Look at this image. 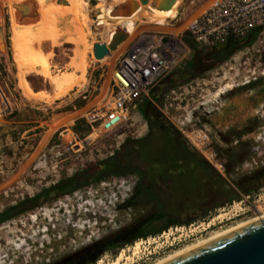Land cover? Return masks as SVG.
Instances as JSON below:
<instances>
[{
    "label": "rangeland",
    "instance_id": "obj_1",
    "mask_svg": "<svg viewBox=\"0 0 264 264\" xmlns=\"http://www.w3.org/2000/svg\"><path fill=\"white\" fill-rule=\"evenodd\" d=\"M19 1L35 9L36 0ZM135 1L137 7L123 13L121 4L113 0H81L79 14L84 24L85 42L76 46L67 39L77 37L71 22L73 13L68 11L69 0H44V7L59 5L50 22L57 33L55 43L43 39L40 18L22 16L16 0H0V102L4 101L7 106L6 111L0 113V211L106 158L120 148L127 137L146 135L149 127L139 103L151 98L155 102L153 108L177 130L181 120H200L198 125L208 130L211 146L224 166L220 173L206 161L210 169L203 174L216 182L218 172L230 185L229 195L232 196L226 201V194L206 193L204 187H199L188 193L175 191L164 199L170 209L169 216L188 222L168 224L141 239L136 238L143 241L137 255L133 256L127 249L135 240L121 246L133 258L121 259L119 264H153L188 243L264 212V174L260 171L264 168V23L252 43L235 50L214 67L201 70V65L198 66L200 70L192 77L175 83L170 79L161 80L148 96H143L130 108L129 118L122 127L89 140L93 137L89 135L91 126L82 113L105 94L106 71L113 67L137 24L144 29L172 31L210 0H181L175 10L178 20L167 24L169 16L159 12L153 0ZM20 15L22 20H19ZM115 16L127 18L129 31L125 30L126 36L116 48L97 59L93 54L94 44H108L123 31L110 20ZM18 22L22 29H18ZM33 42H37L36 51L39 49L41 53L24 60L20 48ZM214 46L201 49L206 52ZM82 56L85 65L80 62ZM78 62L82 65L80 69L75 66ZM48 68L52 76L67 74L71 75L70 79L52 82L47 77ZM175 70L171 77L176 76ZM29 89L43 91L32 93ZM20 96L25 99L19 100ZM85 139L88 140L86 145L83 144ZM189 148L195 152L197 160L204 159L198 150ZM190 172L186 182L196 180L195 173ZM104 174L86 185L53 194L41 204L0 221V264L58 261L72 250L154 210L149 199L135 205L127 203L140 178L137 172ZM247 181H251L249 185ZM258 184L261 189L255 190ZM260 198L262 200L257 202ZM249 202L260 206V212H252L254 207ZM219 214H225L222 221L217 219ZM213 218L215 224L204 229ZM163 221L161 218L155 225ZM175 227L183 229L176 231ZM148 236L156 241L148 244L145 239ZM120 249L114 256L107 252L90 264H95L99 258L102 264H111ZM156 250L160 253L152 255ZM150 256L153 257L146 258Z\"/></svg>",
    "mask_w": 264,
    "mask_h": 264
},
{
    "label": "built area",
    "instance_id": "obj_2",
    "mask_svg": "<svg viewBox=\"0 0 264 264\" xmlns=\"http://www.w3.org/2000/svg\"><path fill=\"white\" fill-rule=\"evenodd\" d=\"M175 16L176 13L167 17L165 23L176 22L178 17ZM263 23L264 0H210L172 31L144 29L138 24L113 67L106 71L108 86L105 94L82 113L91 126L89 135L93 137L89 140L122 127L137 100L148 96L164 77L186 64L193 45L203 48L218 45L228 37L241 38ZM6 108L5 102L1 101L0 113ZM189 121L181 120L178 130L191 148L198 150L222 173L224 166L211 146L208 130L198 125L199 119Z\"/></svg>",
    "mask_w": 264,
    "mask_h": 264
},
{
    "label": "trees",
    "instance_id": "obj_3",
    "mask_svg": "<svg viewBox=\"0 0 264 264\" xmlns=\"http://www.w3.org/2000/svg\"><path fill=\"white\" fill-rule=\"evenodd\" d=\"M15 4L18 7H23L22 2L18 3V0ZM259 29L260 25H257L241 38L228 37L224 42L215 45L214 48L206 52L193 45V54L186 62L185 67L177 68L176 76L171 77V73L163 79H170L172 82L182 81L196 74L200 70L197 69L200 65L201 70L218 65L235 50L252 43ZM139 104V110L149 127L146 135L139 138L127 137L121 143L120 148L106 158L89 164L77 173L8 206L0 211V221L41 204L53 194L86 185L105 175L104 172H111L115 175L129 172L139 174L140 178L135 185L133 194L127 199V203L135 205L145 199L151 200L154 210L149 212L145 219L150 221L151 227L157 226V230L168 225L166 221L161 225H155L157 220L161 218L170 220L173 217L168 215L170 209L165 206L164 199L169 198L175 191L188 193L191 190L204 187L206 193L212 191L216 194H226V201L231 200L230 185L227 181L218 172L215 176L216 182L210 180L208 175L203 174V171L210 169V165L203 158L200 161L195 158V152L190 150L180 132L153 108L152 101L144 100ZM198 170L201 173L197 172ZM190 171L195 173L196 180L190 179V182H186L185 178L191 175ZM212 206L215 207L216 204ZM210 208H207L205 212Z\"/></svg>",
    "mask_w": 264,
    "mask_h": 264
},
{
    "label": "water",
    "instance_id": "obj_4",
    "mask_svg": "<svg viewBox=\"0 0 264 264\" xmlns=\"http://www.w3.org/2000/svg\"><path fill=\"white\" fill-rule=\"evenodd\" d=\"M129 1L128 4H121L123 13L138 5L135 0ZM173 1L153 0V4L158 8H168ZM22 19L20 15L19 20ZM123 38L124 34L119 32L108 44L96 42L93 46L94 57L103 58ZM87 143V139L83 140L84 145ZM158 264H264V215L193 245Z\"/></svg>",
    "mask_w": 264,
    "mask_h": 264
},
{
    "label": "bare ground",
    "instance_id": "obj_5",
    "mask_svg": "<svg viewBox=\"0 0 264 264\" xmlns=\"http://www.w3.org/2000/svg\"><path fill=\"white\" fill-rule=\"evenodd\" d=\"M81 0H69V2H70V5H69V8H68V11H70L71 13H73V15H72V18H71V22H72V24L74 25V30H75V32L77 33V37H73V38H71V37H67V39H70L71 41H74L75 43H76V46L79 44V43H81V42H85V32H84V24H83V21H81L82 20V16L79 14V12H80V9H81V2H80ZM128 1L129 0H113V2L114 3H117V4H128ZM181 0H174L173 2H172V4H171V6L170 7H168V8H159V12H161V13H163L164 12V14H166V15H168L169 17H172L173 15H174V13H175V10H176V6L179 4V2H180ZM20 1L18 0V3H19ZM145 3H148V1L147 2H145ZM53 4V3H52ZM150 6H152V4L150 3L149 4ZM59 5H53V6H50V7H44V0H36V2H35V9L34 8H30V7H28V6H21L20 7V9H19V13L22 15V16H26V15H35V17H33V18H35V19H37V18H40V27H41V30H42V34H43V39H50L53 43H55L56 42V40H55V38H56V35H57V33H55L54 32V30L52 29V26H51V23L50 22H52L51 20L54 18V12L57 10V7H58ZM66 6V5H65ZM66 11V10H65ZM39 12V13H38ZM38 14H40V15H38ZM81 19V20H80ZM110 20L114 23H116V26H118V28L120 29V30H123L122 32L121 31H119V32H121V33H123L124 34V37L126 36V32H125V30L128 28V26H129V23H128V20H127V18L124 16V18H122V19H120V16H115L114 18H110ZM114 23V24H115ZM20 24H19V22H18V26H19ZM138 25V24H137ZM23 28V26H19L18 27V29H22ZM56 30V29H55ZM118 32V33H119ZM44 34H45V36H44ZM131 34H133V33H131ZM130 34V35H131ZM35 38V37H34ZM33 38V39H34ZM129 38V37H128ZM127 38V39H128ZM86 40H87V38H86ZM45 41V40H44ZM50 41V42H51ZM67 41H69V40H67ZM122 40H120L119 42H117V44H116V47H117V45L121 42ZM128 41V40H127ZM126 41V42H127ZM73 42V43H74ZM35 43H37V42H33V43H31L30 45H23L20 49H21V51H22V55H23V57H24V60H29L30 58H32L34 55H40L39 53H41L40 51H39V49H37L38 51H36V46L34 45ZM59 43V42H58ZM72 43V42H71ZM88 43V42H87ZM61 44V43H60ZM54 45V44H53ZM52 45V46H53ZM84 47V46H83ZM115 47V48H116ZM52 48V47H51ZM78 48V47H77ZM84 49V48H83ZM77 51V50H76ZM81 52H82V50H81ZM80 52V53H81ZM48 53V52H47ZM51 56V55H50ZM78 56H80L79 54H78ZM49 57V56H48ZM47 57V58H48ZM81 59V58H80ZM80 62H82V64L83 65H85V61H84V59H83V56H82V59L80 60ZM80 63L78 62V63H76L75 64V66L77 67V68H82V65H79ZM49 65V64H48ZM50 66V65H49ZM81 66V67H80ZM48 74L49 75H47V77H49L51 80H52V82H54V81H57V80H60V79H62V78H66V79H70V76L71 75H67V74H62V75H60V77H58V76H52L51 74H50V71H49V68H48ZM57 75V74H56ZM65 81V80H64ZM67 81V80H66ZM58 84H60V83H58ZM30 91H32V93H34V90H32V89H29ZM219 92H221V90L219 91ZM264 215V214H263ZM222 216L223 215H221V217L219 216L217 219H222ZM260 216H262V215H260ZM257 217H259V216H256V217H253V218H249V219H247V220H243V221H240L239 223H237V224H235V225H233V226H230V227H228V228H226V229H223V230H220V231H214V232H212L210 235H208L207 237H204V238H201V239H198V240H196L195 242H191V243H188V244H186L185 246H183V247H181V248H179V249H176L175 251H173V252H171V253H169L168 255H166V256H164L163 258H161V259H159L158 261H156L155 263H153V264H158V263H160L161 261H163V260H165V259H167V258H169V257H171V256H173V255H175V254H177V253H180V252H182V251H184V250H186L187 248H189V247H191V246H193V245H196V244H199V243H201V242H203V241H206V240H208V239H210V238H212V237H214V236H216V235H218V234H221V233H223V232H225V231H227V230H229V229H231V228H234V227H236V226H238V225H240V224H242V223H244V222H247V221H250V220H253V219H255V218H257ZM215 220H213V221H211L209 224H206V228H210L215 222H214ZM204 225V224H203ZM201 228H204L203 226H201ZM182 229H183V227H180V228H178V229H176V231L177 230H179V231H182ZM189 231H191V230H189ZM194 231V230H193ZM166 234V233H165ZM164 234V235H165ZM163 236V235H162ZM165 236H169L168 234H166ZM156 241V239L155 238H149V239H147V243L148 244H152V243H154ZM143 244V241H137L131 248H130V250L132 251V255L134 256V255H137V253L139 252V250H140V247H141V245ZM126 250H122V252L117 256V258L114 260V262H112L111 264H119V261L121 260V259H126L127 261L128 260H131L133 257H132V255H128V254H126V252H125ZM98 264H102V262L101 261H99L98 262Z\"/></svg>",
    "mask_w": 264,
    "mask_h": 264
},
{
    "label": "flooded vegetation",
    "instance_id": "obj_6",
    "mask_svg": "<svg viewBox=\"0 0 264 264\" xmlns=\"http://www.w3.org/2000/svg\"><path fill=\"white\" fill-rule=\"evenodd\" d=\"M261 172H263L264 174V168L262 170H260ZM251 181H247L246 184L249 185ZM242 185H244V183H241ZM259 185V184H258ZM256 187L255 190H259L261 189L260 185ZM241 187V186H240ZM246 187V186H245ZM247 188V187H246ZM248 190V189H247ZM250 192H253L254 190L250 189L248 190ZM257 193V192H256ZM255 193V194H256ZM247 196H249V193H246ZM260 200H262V198H260L257 202H260ZM254 201V200H253ZM250 205L252 206V203L249 202ZM254 207L253 210H251L252 212H256L258 211V213L260 212V206L254 205L252 206ZM239 212L238 214L243 213ZM264 212L260 215H263ZM225 215V214H223ZM260 215H255L253 217L256 216H260ZM221 216L220 214L217 216V218ZM250 217V218H253ZM145 215L142 218H139L135 221H131L128 222L122 226H120L119 228H117L116 230L109 232L108 234H105L104 236H101L99 238H95L94 241H91L90 244L84 246V247H80V248H76L74 250H72L70 253L66 254L62 259L55 261V262H51L48 264H90L92 263L98 256L109 252L112 256H114L117 251L122 248V245L128 244L133 242L136 238L140 239L144 236H147L148 234H152L154 232L157 231L156 228H153L149 225L150 221H147L145 219ZM215 218H213L214 220ZM249 219V218H248ZM166 221V223H168L169 225L172 224H180V223H186L187 219H180V218H171L170 220H164L163 223ZM219 221H222L219 220ZM209 224V223H208ZM215 224V223H214ZM149 225V226H147ZM201 226V225H200ZM190 228V227H189ZM178 229V227H175V230ZM207 229V228H204ZM170 230V229H169ZM165 232V231H164ZM151 236L146 237L145 239H148ZM139 240V239H137ZM135 240L133 242L136 243ZM143 240V239H142ZM132 244V245H133ZM130 245L129 247L131 248ZM168 245H172V243H169ZM167 245V246H168ZM127 247L128 250H130V248ZM125 248L120 249V251L124 250ZM120 251L118 252V254L115 256V258L119 255ZM164 251V250H161ZM155 252L160 253V250H156L153 251L152 255L155 254ZM153 256L150 257H146V258H152ZM101 258H99L95 264L100 260ZM142 260H146V259H142ZM138 263V262H137Z\"/></svg>",
    "mask_w": 264,
    "mask_h": 264
},
{
    "label": "crops",
    "instance_id": "obj_7",
    "mask_svg": "<svg viewBox=\"0 0 264 264\" xmlns=\"http://www.w3.org/2000/svg\"><path fill=\"white\" fill-rule=\"evenodd\" d=\"M131 30H132V29H131ZM126 31H129V30L126 29ZM34 91H43V89H36V90H34ZM15 99L18 100L16 97H15ZM22 99H25V98H23V97L20 96V99H19V100H22ZM57 99H58V98H57ZM57 99H56V100H57ZM26 100H27V99H26ZM10 103H11V102H10ZM17 105H18V103L16 102V109L18 108ZM12 109H13V108H12Z\"/></svg>",
    "mask_w": 264,
    "mask_h": 264
}]
</instances>
